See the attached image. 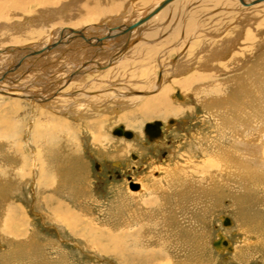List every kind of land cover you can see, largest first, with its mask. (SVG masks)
Segmentation results:
<instances>
[{
	"label": "rangeland",
	"instance_id": "374dc122",
	"mask_svg": "<svg viewBox=\"0 0 264 264\" xmlns=\"http://www.w3.org/2000/svg\"><path fill=\"white\" fill-rule=\"evenodd\" d=\"M158 1L148 0L145 6L132 3L118 25L128 21L130 9L137 16ZM181 1L175 12L156 21V27L161 23L165 27L156 42L170 33L177 37L164 44L165 53H145L137 61L139 68L136 61L121 59L118 68L87 73L91 77L86 83L75 78L66 85L56 82L59 90L48 95L56 92L51 101L97 97L92 110L60 101L50 108H31L30 97L0 94V264H264V164L257 165L254 156L250 162L240 157L247 156L251 146L264 147V90L263 96L255 97L251 91L246 99L248 91L236 82L239 71L259 64L260 58L264 61V6L247 10L231 0L218 5L210 3L218 0ZM243 16L250 21L242 24ZM19 18L12 19L16 29ZM91 18L72 24L59 18L47 32L55 37L53 32L69 26L98 37L107 31L110 18ZM153 24L150 21L148 29ZM26 33L32 32L19 34L16 38L22 39L11 44L43 45L42 32L37 41ZM229 35L236 43L231 42L234 46L225 53L222 44L235 39ZM214 50L222 55L212 59ZM179 54L181 66L174 65ZM148 56L153 57L150 62ZM70 60L55 79L91 63L81 54ZM22 72L14 76L19 78L16 83L0 82L1 86L28 88L38 95L34 84L47 79L40 70ZM208 72L214 81L202 89L220 92L206 93L210 96L206 99L177 86ZM161 88H168V104L179 112L137 117L135 111L149 97H157ZM179 93L184 98L176 100ZM129 98L134 99L125 105ZM14 102L22 110L15 111ZM240 102H246V108H240ZM41 103L38 99L36 106ZM155 121L160 123L161 137L149 141L144 128ZM8 123L11 129L6 128ZM119 126L132 137L113 135ZM52 160L56 174L49 178ZM41 166L46 181L40 176ZM130 182L139 189L130 190ZM223 217L232 224L223 226ZM219 235L228 245L218 250L212 244Z\"/></svg>",
	"mask_w": 264,
	"mask_h": 264
},
{
	"label": "bare ground",
	"instance_id": "6f19581e",
	"mask_svg": "<svg viewBox=\"0 0 264 264\" xmlns=\"http://www.w3.org/2000/svg\"><path fill=\"white\" fill-rule=\"evenodd\" d=\"M146 1H148V0H0V42L2 40V43H3V44L0 43V56L4 55L2 58H0V69H6L4 73L0 74V82H5V83L7 82L8 84H14L19 79L18 77H14V76L18 75L21 71H23L25 73L30 72L33 74V72H36L39 70L42 73H44V69H45V73L44 74L41 73V75H43L47 79V81H45V82H37L36 84H34L39 88L38 89V93H39L38 95H34V94L28 92V90H27L28 88H20L19 89L16 86H14L16 88L11 87V86L9 88H7L4 86H1V83H0V94L12 95L13 97H20V98L30 97V101H34V102L30 103L31 108L45 107L48 105L50 108V105H53L54 102L59 103L57 101H60V102L66 103L67 105H72L74 108L79 107V105H84L85 108H87V111L90 108L92 110L95 107L96 102H98L97 97L91 99V98L85 97V95L84 96L81 95V96H77L74 99L72 98L70 100H68V99H64V100L55 99L57 101H51L48 99H51V97H53L54 94H56V92L53 93V96H51V97L48 95H50V91H55V90L58 91L61 84L66 85L70 81L69 79H71V78H72V80L75 78V81H78V82L83 81L86 83V81L91 77V75H87V73H89L91 71L92 72L90 74H94L95 72H100V70H102V69L112 68L114 66H116L118 68L119 65L122 63V62H120L121 59H122V61L124 59H125L124 61H126V59H128V60H131L132 62L133 61L137 62L140 58L143 57V55L145 53L150 54V53H156L157 52L156 55L159 54L160 52L165 53L163 51V48H162L164 46V44H169L171 41L176 42L177 37L174 36L175 33H172V34L170 33L169 37L167 36V39H161L159 41L157 40V42H156V39L161 37V34H160L159 37L156 38L157 34L163 33V30H161V28L162 29L165 28L164 24H162V23H161L162 25L160 24L159 27H156L158 25L156 23V21L161 20V22H162V19H163L162 17L164 16V14H167V12H169V11L175 12L179 7H181L180 4L177 5V3H179V2L182 4L181 0H160L156 3L155 7H151L149 9H147L146 13H144V14L138 13L137 16H136V14H134V12H131V9H130V11H128V13H130L129 18L127 17L128 21L121 22L120 25H118V23H117V22L121 21L122 15L126 13V9L128 10L127 7L129 5L132 6V3H133V5H139L140 4V5L145 6L147 4ZM225 1L223 4L228 3V2L225 3ZM231 1H233L235 4H237L238 7H241L242 5L245 6V8L247 10L251 9V8H255V7L264 6V0H231ZM221 2H222V0L210 1V3H212V5H214V4L218 5ZM257 2H263V4L260 3L261 5L257 4V6H253V4H255ZM248 4L249 5L251 4V5L248 6ZM200 5H202V4H200ZM32 6L36 7L34 9V11H33ZM203 6H205V5H203ZM172 8H174V9L171 10ZM235 10H238V8L237 9L235 8ZM178 13H179V11H178ZM183 13L184 12L182 10L179 15L183 16ZM18 16L20 18L18 19L19 21H17L18 22L17 23L18 28L16 29L15 28L16 25H14V21L12 19H14ZM56 16H58V17H56ZM134 16H136V17L133 18ZM248 16L242 17L243 18L242 24L246 23L247 19H249L248 21H250V17L248 18ZM86 17L87 18H91V17H93V18H96V17H100V18L108 17V18H110V21L106 27L107 31L106 32L104 31L103 34H101L98 37L92 36V35L88 36L84 33L83 30H80L79 28H71L69 26L62 28V29L59 28V30L57 29L58 32L55 31L56 33L53 32L52 34H54L55 37H52L53 35H50L51 33L47 32V29H49L48 26L51 27L53 25V23L56 24L58 22L59 18L60 19L62 18L61 20L68 21L67 23L72 24L73 22H75L77 20H81L82 18L85 19ZM201 17H203V16H201ZM56 18H58V19L56 20ZM173 18H174V16H173ZM129 19H131V20H129ZM96 20H97V18H96ZM199 20H201V19H199ZM208 20H210V19L208 18ZM208 20H207V22H208ZM150 21L151 22L154 21V24H153L154 26H153V28L148 29L149 27H147V25L150 23ZM114 22H116L117 24H114ZM205 22L203 23V25L205 24ZM199 24L200 25H198V27L201 26V23H199ZM55 27H56V25H55ZM39 29H41V30H39ZM195 29H196V27H195ZM142 30L143 31L146 30V32L143 34L140 32ZM28 31H30L32 33L31 34L26 33V34L32 35V37L34 39H36V38L40 39L42 36H40L39 33L42 32L43 38L45 39L43 41V45L38 47V46H34V45H28V46L24 45L23 46V45L11 44L12 41L16 42L17 39H22V36L16 38L17 36H19V34H22L24 32H28ZM64 31H66V32H64ZM237 32L235 31V33H237ZM139 33H140V35L142 34L140 40L138 39ZM184 33H186V30L184 31ZM184 33H183V35L185 36ZM34 35H38L39 38L34 37ZM211 35L213 38H217L216 35H218V34L212 33ZM231 35H229L230 39H234L235 37L231 36ZM250 36H252V33ZM24 37L25 36L23 35V38ZM34 39L31 42L35 41ZM37 39H36V41H37ZM141 39H143V40H141ZM222 39H223V37H222ZM79 40H81L83 42H79ZM4 41H6V42L10 41V42H8V44H7ZM231 42L234 43V45H235L236 38L234 40H230V41L226 40L222 44V46H224V47L221 46L222 48H220V49L221 50L223 49L225 51V53L229 52L228 50L234 46V45L230 44ZM182 43H183V41H182ZM86 47H88V48H86ZM84 48H86V49H84ZM158 50H160V51H158ZM221 50H218V52L216 50H214V52L211 56L212 59L215 58L214 57L215 54H216V56L219 55V53L222 55ZM13 53H16V54L13 55ZM78 54H81L83 56H88L91 59L88 61H90L91 63H88V64L85 63L86 66L84 64L79 66L78 69H82L81 73H77V72H80L77 69L76 70L77 72L71 71L70 75H67L68 73L64 72L65 74H63L64 75L63 78L55 79L56 73H60V72L64 71L65 68H67L65 66H67L69 63L66 64L67 63L66 61H68V59H71V60L75 59V57ZM63 55H65V56H63ZM255 55H257V54H255ZM27 56L28 57L31 56V59H27ZM236 57H237V55L232 56L233 59H236ZM152 58H150V56H148L146 59L150 62V60H152ZM179 58H180V54L177 58V62L174 63V65L176 64V65L181 66V64H183L181 62V58L180 59ZM26 59H27V61L24 62ZM62 59H63V61H61ZM94 59H96L95 62H94ZM60 61H61V63H60ZM243 62H245V61H243ZM243 62L241 61L240 64L243 65ZM249 63H250V61H249ZM246 64H247V60H246ZM165 65H167V64H162V67ZM249 65H248V67L247 66L245 67L246 71H239L236 74V82H237V84L240 85V86L239 85L238 86L243 87V88L245 87L244 89L248 91L246 99H248L249 94H252L251 91H253L252 95L256 97L257 95L263 96L261 94V90L262 91L264 90V61L261 62V58H260L259 64L256 65V63H255V65H250V66ZM212 66H214V65H212ZM235 66H237V65H235ZM135 67L139 68L140 63L137 62V65ZM188 67H190V66H188ZM208 68H209V66H208ZM15 69H18V71H19L18 74H15V72H14ZM175 71H177V70H175ZM11 72H14V73L11 74ZM209 72H208V74H204V75L203 74H196V75H193L192 77L181 80V81L177 82L178 83L177 86H179L181 89H184L186 91H192L196 96L201 94V97H200L201 99L205 98V97H210V96H206V93L213 95V94H216L217 92H220V90L219 91L217 89L214 91L212 90V92H213L212 93L210 89H207V91L202 89L201 86H205V85L209 86V83L211 84L214 81V79H213L214 76ZM78 74H80V76H78ZM56 82H57V84H60V86L58 85L56 87ZM94 85L96 86L97 84H94ZM88 87H90V85L87 86L86 88H88ZM155 87H156L155 85H152L149 88H152L154 90ZM249 90H250V93H249ZM160 91L161 92L157 97H154V96L149 97V99L145 100L144 103L141 105V107L138 108L137 111H135V112H137V117L142 118V119L146 118V117H154L155 118V117H158L161 115L164 116V115H167L170 113H174L175 111L179 112V110L177 108H174L170 104H168V88H161ZM215 91H216V93H215ZM44 97H46L47 101L42 99ZM174 97L176 100H181L184 98L181 95V93L175 94ZM38 99H40L41 102L43 103V105L41 103L42 106H36V104L38 103ZM129 99H131V100H129ZM129 99L125 100V102H124L125 105L128 104V102H132V100L134 98H129ZM212 99H214V97H212ZM246 101H248V100H246ZM12 104H14L16 106L15 111L18 112V110H22L21 104L16 103V102H14ZM237 105L240 106V108L245 105V108H246V102H240ZM33 110L35 111V109H33ZM83 110H82V112H83ZM12 111L14 112V109H12ZM12 111H9L10 114H13ZM248 113H249V111H248ZM125 120H126V118H125ZM9 125H10V123L7 124L6 128H9ZM136 125H137V123H136ZM11 128L12 127H10L9 129H11ZM240 145L243 146L242 144H240ZM127 147H129L128 145H126V149H128V150L131 149V147H129V148H127ZM251 147L249 148L250 152H248L247 156L242 154L240 157L241 158L245 157L246 161L249 160L248 162H250V161H252L251 157L253 158V156H254L255 158H257V165L261 166L262 164H264L263 163V159H264L263 153L264 152L263 153L261 152V151H263V150H261L262 147L255 145V146H253V150ZM259 149L261 150L260 151V157L257 156ZM262 149H264V147ZM258 158H260V160ZM222 165H224V164H222ZM224 166H226V164ZM259 166H257V167H259ZM218 168H220V167H218ZM259 168H261V167H259ZM43 174H44V170L41 166L40 167V175L42 176V179H43V177L45 178V175H43ZM134 191H136V190H134ZM229 221H230V219H229ZM231 224L232 223L230 222V225ZM230 225H227V226H230ZM219 236H221V235H219ZM223 241H224V239L221 236L220 246L214 247V248L219 250V249H221V246L226 247V245H228V243L225 241V245H224ZM229 250H231V249L229 248ZM151 258H152V260L156 259V257L154 255H152Z\"/></svg>",
	"mask_w": 264,
	"mask_h": 264
},
{
	"label": "water",
	"instance_id": "95a60500",
	"mask_svg": "<svg viewBox=\"0 0 264 264\" xmlns=\"http://www.w3.org/2000/svg\"><path fill=\"white\" fill-rule=\"evenodd\" d=\"M135 27V26H134ZM160 123L158 121H155L153 123H147L144 128L145 135L148 137L149 141H153L157 138L161 137V132H160ZM113 135L118 136V137H125V138H131L132 134L129 131H124L122 126H119L113 130ZM130 179V178H128ZM129 188L134 191L138 189V184L134 183H129ZM223 225L227 226L230 225L229 218L223 217ZM221 244V237L213 243V247H219ZM223 244L225 245V241H223Z\"/></svg>",
	"mask_w": 264,
	"mask_h": 264
},
{
	"label": "crops",
	"instance_id": "0c3cea01",
	"mask_svg": "<svg viewBox=\"0 0 264 264\" xmlns=\"http://www.w3.org/2000/svg\"><path fill=\"white\" fill-rule=\"evenodd\" d=\"M3 128H4V127H3ZM4 129H5V128H4ZM62 135H63V133H62ZM67 135H69V133H68ZM64 136H65V135H64ZM53 138H54V136L52 137V139H53ZM63 139H65V137H63ZM67 139H68V138L66 137V140H67ZM69 142H71V141H69ZM65 143H66V142H64V144H65ZM67 143H68V142H67ZM57 152H58V151H57ZM42 163H43V162H42ZM51 163H52V164L54 163L53 160H52ZM52 164L49 165L51 169L48 168V172H49V175H48V176H49V178H50V175H52V174H53V175L56 174V173H55V170H56L55 168H56V167H54V164H53V165H52ZM40 176H41V175H40ZM48 176H46L45 178L43 177V181H46V180H44V179H47ZM41 177H42V176H41Z\"/></svg>",
	"mask_w": 264,
	"mask_h": 264
},
{
	"label": "built area",
	"instance_id": "2783aa9c",
	"mask_svg": "<svg viewBox=\"0 0 264 264\" xmlns=\"http://www.w3.org/2000/svg\"><path fill=\"white\" fill-rule=\"evenodd\" d=\"M128 181H132L131 178Z\"/></svg>",
	"mask_w": 264,
	"mask_h": 264
},
{
	"label": "flooded vegetation",
	"instance_id": "af4514ba",
	"mask_svg": "<svg viewBox=\"0 0 264 264\" xmlns=\"http://www.w3.org/2000/svg\"><path fill=\"white\" fill-rule=\"evenodd\" d=\"M132 183H134V182H132ZM134 184H136V183H134ZM138 189H139V187H138Z\"/></svg>",
	"mask_w": 264,
	"mask_h": 264
}]
</instances>
